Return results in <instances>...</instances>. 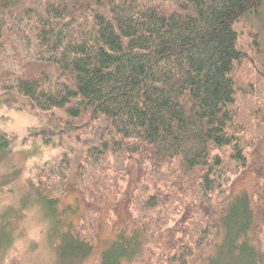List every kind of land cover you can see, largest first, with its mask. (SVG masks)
I'll use <instances>...</instances> for the list:
<instances>
[{"label": "trees", "instance_id": "16d2710c", "mask_svg": "<svg viewBox=\"0 0 264 264\" xmlns=\"http://www.w3.org/2000/svg\"><path fill=\"white\" fill-rule=\"evenodd\" d=\"M0 94L105 126L71 184L66 156L46 170L55 213L86 204L63 263L105 225L94 264H264V0H0Z\"/></svg>", "mask_w": 264, "mask_h": 264}, {"label": "rangeland", "instance_id": "374dc122", "mask_svg": "<svg viewBox=\"0 0 264 264\" xmlns=\"http://www.w3.org/2000/svg\"><path fill=\"white\" fill-rule=\"evenodd\" d=\"M66 132L52 115L38 111L28 100L0 94V136L10 142L8 149L0 150V264H68L72 258L67 254L63 257L66 263L62 262L57 241L60 231L70 233L77 227L86 204L69 188L55 213L43 186L46 170L66 156L72 161L71 184L87 150L106 131L105 126L99 125L88 135ZM133 175L122 195L120 210L113 214L117 219L124 217L122 208L129 206L136 185V174ZM100 228L99 244L88 264L95 263L100 247L104 248L114 237L105 225ZM63 247L59 244L58 249ZM81 261L79 256L70 264ZM226 264L235 263L228 260Z\"/></svg>", "mask_w": 264, "mask_h": 264}]
</instances>
